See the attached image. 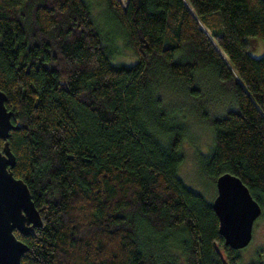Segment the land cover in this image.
Listing matches in <instances>:
<instances>
[{
    "label": "trees",
    "instance_id": "1",
    "mask_svg": "<svg viewBox=\"0 0 264 264\" xmlns=\"http://www.w3.org/2000/svg\"><path fill=\"white\" fill-rule=\"evenodd\" d=\"M106 2L131 65L114 61L88 0H0L11 170L42 219L14 229L20 263L242 264L178 167L185 108L212 129L200 174L234 173L262 207L264 54L249 49L264 41V0Z\"/></svg>",
    "mask_w": 264,
    "mask_h": 264
},
{
    "label": "water",
    "instance_id": "2",
    "mask_svg": "<svg viewBox=\"0 0 264 264\" xmlns=\"http://www.w3.org/2000/svg\"><path fill=\"white\" fill-rule=\"evenodd\" d=\"M191 13H193L190 8ZM219 55L227 63V60ZM6 95L0 89V264H21L20 257L27 244L18 238L40 226L42 219L26 183L13 174L15 156L8 143L9 130L18 125L11 121V110L5 105ZM216 193L211 206L218 219V231L224 243L239 249L252 238L253 223L262 211L260 203L248 187L232 172L223 171L215 178Z\"/></svg>",
    "mask_w": 264,
    "mask_h": 264
},
{
    "label": "rangeland",
    "instance_id": "3",
    "mask_svg": "<svg viewBox=\"0 0 264 264\" xmlns=\"http://www.w3.org/2000/svg\"><path fill=\"white\" fill-rule=\"evenodd\" d=\"M88 2L102 42L113 52L114 61L127 65L133 64L136 58L127 46L124 31L110 13L106 0H88ZM119 2L124 5V0H119ZM204 29L207 31L206 28ZM249 53L253 57L263 55L264 41L258 39L250 40ZM222 97L225 96H218L217 99ZM170 102L172 101L168 103ZM206 106L207 108L209 107V112H211L210 110L220 109L217 104L207 103ZM189 114L191 113L184 108L185 136L181 143L183 157L178 171L189 187L203 192L205 197L211 200L216 193L215 183L208 181L200 174L198 158L201 155H206L212 146V129L207 123L199 121ZM238 253L242 264H248L249 261L257 257L264 261V203L261 213L253 223L251 240L247 245L239 248Z\"/></svg>",
    "mask_w": 264,
    "mask_h": 264
},
{
    "label": "bare ground",
    "instance_id": "4",
    "mask_svg": "<svg viewBox=\"0 0 264 264\" xmlns=\"http://www.w3.org/2000/svg\"><path fill=\"white\" fill-rule=\"evenodd\" d=\"M122 1V0H121ZM124 3V2H123ZM125 4V3H124ZM217 48H218V46H217ZM218 50H219V48H218ZM220 51V53H221V55L224 57V59H226V56H225V54H224V52L220 49L219 50Z\"/></svg>",
    "mask_w": 264,
    "mask_h": 264
}]
</instances>
